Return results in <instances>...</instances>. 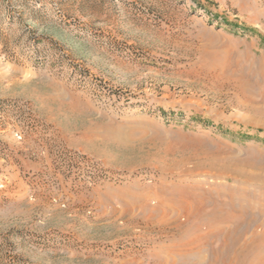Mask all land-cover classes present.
<instances>
[{"label": "rangeland", "instance_id": "374dc122", "mask_svg": "<svg viewBox=\"0 0 264 264\" xmlns=\"http://www.w3.org/2000/svg\"><path fill=\"white\" fill-rule=\"evenodd\" d=\"M0 32V264L216 263L172 193L219 158L259 197L264 0H0Z\"/></svg>", "mask_w": 264, "mask_h": 264}, {"label": "bare ground", "instance_id": "6f19581e", "mask_svg": "<svg viewBox=\"0 0 264 264\" xmlns=\"http://www.w3.org/2000/svg\"><path fill=\"white\" fill-rule=\"evenodd\" d=\"M259 63L263 64L262 61ZM257 80L264 82V66L261 73L258 74ZM251 84L245 77L240 76L234 81V88L239 95L252 99L255 97V92ZM254 101L256 98L253 99ZM245 102L242 105L249 106L251 100L246 104ZM252 104L251 106L254 105ZM255 107L257 106L255 105ZM255 112L253 111V113ZM212 160L214 161H209L206 165L203 164L204 169L200 167L182 172V175L189 177L188 180L191 182L187 185H177L179 186L178 190L172 193V199L178 203L172 210L183 212L186 208H190L194 216L207 223V230H209L207 237H224V242L217 250L219 257L215 258L216 263L214 264L219 262L222 264H264V256L258 258L259 251L264 249V230L254 234L253 238L244 239L247 232L252 230L251 228L256 223H260L264 229V186L260 188L259 197L256 198L255 190L253 191L250 186L260 183L261 180L256 176L234 169L233 166L237 165L234 160L226 162L219 158ZM182 175L180 174L181 177ZM198 176H202L203 180L195 179ZM215 176L223 177L224 183L215 182L212 179ZM205 185L209 187L205 189ZM226 195L229 197L228 202L222 198ZM248 201L250 202L248 203ZM199 260L201 264H206L204 257ZM209 264L212 263L209 262Z\"/></svg>", "mask_w": 264, "mask_h": 264}, {"label": "trees", "instance_id": "16d2710c", "mask_svg": "<svg viewBox=\"0 0 264 264\" xmlns=\"http://www.w3.org/2000/svg\"><path fill=\"white\" fill-rule=\"evenodd\" d=\"M1 40H2V36H1V32H0V42H1Z\"/></svg>", "mask_w": 264, "mask_h": 264}]
</instances>
